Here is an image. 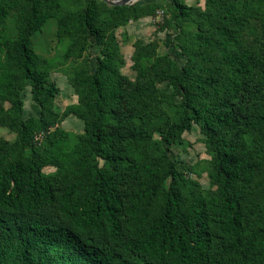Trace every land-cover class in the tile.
<instances>
[{
  "label": "trees",
  "instance_id": "obj_1",
  "mask_svg": "<svg viewBox=\"0 0 264 264\" xmlns=\"http://www.w3.org/2000/svg\"><path fill=\"white\" fill-rule=\"evenodd\" d=\"M204 5L0 0V127L15 133L0 137V264H264V0ZM159 8L185 62L136 39L132 79L116 30ZM188 11L195 30L181 27ZM51 18L69 40L64 59L79 61L77 100L62 111L32 39ZM26 87L39 109L28 120ZM71 115L82 133L59 126ZM194 125L207 190L170 155Z\"/></svg>",
  "mask_w": 264,
  "mask_h": 264
},
{
  "label": "rangeland",
  "instance_id": "obj_2",
  "mask_svg": "<svg viewBox=\"0 0 264 264\" xmlns=\"http://www.w3.org/2000/svg\"><path fill=\"white\" fill-rule=\"evenodd\" d=\"M151 0H137L136 3H144ZM163 4L167 0H157ZM64 10H72L81 7L85 0H62ZM186 4L192 7H197L200 10L205 9L204 0H185ZM191 11L185 13L182 17L181 27L185 30H195V25L192 22ZM13 13L8 21L9 25H13ZM259 34L262 29L258 22L254 23ZM175 24L170 22V14L163 8L156 10L154 15L148 16L141 24L129 22L127 25L119 27L116 30L118 40L121 44V53L125 59V66L121 71L125 74L130 73L132 61V54L134 51L133 42L136 39H142L144 42H153L156 46L158 54L169 53L176 57L180 64L185 62V57L176 48L175 43H171V38L174 35ZM56 20L51 18L43 26L42 30L33 36V46L36 52L42 57L49 60L51 69L49 78L53 80L59 92L55 98V106L59 111H62L68 104L74 103L77 96L74 93V88L71 85V77L73 68L78 64V60L74 58L64 59V52L69 45L67 38L58 39L56 37ZM83 36V35H82ZM253 36L249 37L252 38ZM92 42L93 39L89 37ZM89 67L90 70L94 69V56L99 52L98 45H91L89 48ZM83 57H81L82 59ZM214 59L216 62L219 60V55L214 51ZM134 71V70H133ZM160 88L167 90L165 82L159 84ZM23 99V118L29 119L38 115V107L33 103L30 98L29 88L26 87L22 94ZM7 106V104H5ZM59 126L72 134L83 132V122L73 115L66 117L60 122ZM184 143L173 144L171 146L170 155L172 158H180L186 160L194 165L195 170L198 172L194 174L197 177L202 187L207 190L210 188L209 180L207 177L208 159L209 155L206 153L204 145V135L201 134L198 126L194 125L190 131L183 133ZM0 137L12 142L15 139V133L7 128L0 127ZM46 172L52 171L53 168H44ZM214 189V188H213Z\"/></svg>",
  "mask_w": 264,
  "mask_h": 264
},
{
  "label": "water",
  "instance_id": "obj_3",
  "mask_svg": "<svg viewBox=\"0 0 264 264\" xmlns=\"http://www.w3.org/2000/svg\"><path fill=\"white\" fill-rule=\"evenodd\" d=\"M109 5H125V4H132L137 0H103Z\"/></svg>",
  "mask_w": 264,
  "mask_h": 264
},
{
  "label": "crops",
  "instance_id": "obj_4",
  "mask_svg": "<svg viewBox=\"0 0 264 264\" xmlns=\"http://www.w3.org/2000/svg\"><path fill=\"white\" fill-rule=\"evenodd\" d=\"M146 18H147V17L141 18V19H139V20H137V21H135V22H132V21H131V23L141 24V23H143V22L145 21ZM126 75H128L130 78L133 79V78L135 77V71L131 70L130 73H128V74H126Z\"/></svg>",
  "mask_w": 264,
  "mask_h": 264
},
{
  "label": "built area",
  "instance_id": "obj_5",
  "mask_svg": "<svg viewBox=\"0 0 264 264\" xmlns=\"http://www.w3.org/2000/svg\"><path fill=\"white\" fill-rule=\"evenodd\" d=\"M35 139H36V140H40V139H41V135H37V136L35 137Z\"/></svg>",
  "mask_w": 264,
  "mask_h": 264
}]
</instances>
